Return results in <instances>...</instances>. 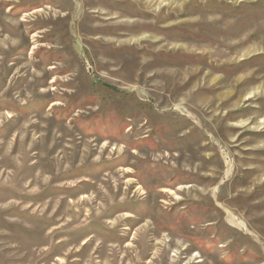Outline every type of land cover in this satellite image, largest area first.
<instances>
[{
	"label": "rangeland",
	"instance_id": "obj_1",
	"mask_svg": "<svg viewBox=\"0 0 264 264\" xmlns=\"http://www.w3.org/2000/svg\"><path fill=\"white\" fill-rule=\"evenodd\" d=\"M0 264H264V0H0Z\"/></svg>",
	"mask_w": 264,
	"mask_h": 264
}]
</instances>
